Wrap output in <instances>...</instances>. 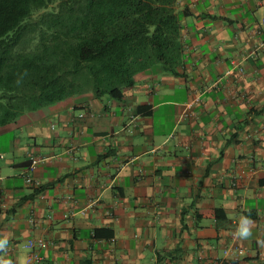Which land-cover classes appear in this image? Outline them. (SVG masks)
I'll return each instance as SVG.
<instances>
[{
    "label": "crops",
    "instance_id": "crops-1",
    "mask_svg": "<svg viewBox=\"0 0 264 264\" xmlns=\"http://www.w3.org/2000/svg\"><path fill=\"white\" fill-rule=\"evenodd\" d=\"M176 11L177 75L0 127V260L42 241L29 264H264V0Z\"/></svg>",
    "mask_w": 264,
    "mask_h": 264
},
{
    "label": "trees",
    "instance_id": "trees-1",
    "mask_svg": "<svg viewBox=\"0 0 264 264\" xmlns=\"http://www.w3.org/2000/svg\"><path fill=\"white\" fill-rule=\"evenodd\" d=\"M177 0H0V127L182 65ZM97 233L95 236L97 237Z\"/></svg>",
    "mask_w": 264,
    "mask_h": 264
},
{
    "label": "clouds",
    "instance_id": "clouds-1",
    "mask_svg": "<svg viewBox=\"0 0 264 264\" xmlns=\"http://www.w3.org/2000/svg\"><path fill=\"white\" fill-rule=\"evenodd\" d=\"M254 221L248 216H241L238 227L235 230L234 235L241 240H249L253 236L252 228ZM8 239H0V252H2L8 246ZM257 243L264 245V240H257ZM0 264H12L11 260H0Z\"/></svg>",
    "mask_w": 264,
    "mask_h": 264
},
{
    "label": "built area",
    "instance_id": "built-area-1",
    "mask_svg": "<svg viewBox=\"0 0 264 264\" xmlns=\"http://www.w3.org/2000/svg\"><path fill=\"white\" fill-rule=\"evenodd\" d=\"M261 24L264 26V19L261 20ZM263 43H264V38H263ZM195 101H198V99H196ZM80 118H83V116H80ZM66 153L70 154L71 150H67ZM32 166L35 167L36 162H33ZM25 183L32 186V187H35V186L37 187L39 185V183L37 181L32 180L28 175L25 176ZM42 247H43L42 241H37V242L29 241L25 245V248L29 250V255L27 257V263L28 264L33 262V261L39 260L38 254L36 253L35 249L36 248H42ZM226 252L227 251H225L224 253L226 254ZM238 253L240 254L241 251L239 250Z\"/></svg>",
    "mask_w": 264,
    "mask_h": 264
},
{
    "label": "rangeland",
    "instance_id": "rangeland-1",
    "mask_svg": "<svg viewBox=\"0 0 264 264\" xmlns=\"http://www.w3.org/2000/svg\"><path fill=\"white\" fill-rule=\"evenodd\" d=\"M160 111H163V110H160Z\"/></svg>",
    "mask_w": 264,
    "mask_h": 264
}]
</instances>
